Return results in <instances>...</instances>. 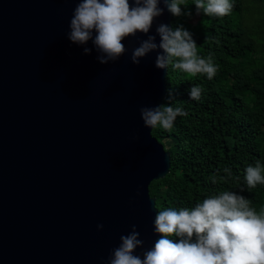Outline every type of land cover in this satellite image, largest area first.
<instances>
[{
  "label": "water",
  "instance_id": "95a60500",
  "mask_svg": "<svg viewBox=\"0 0 264 264\" xmlns=\"http://www.w3.org/2000/svg\"><path fill=\"white\" fill-rule=\"evenodd\" d=\"M78 2L0 0V264H101L132 225L137 254L159 238L148 186L170 155L139 108L163 100L166 70L155 52L133 65V39L116 62L84 54L66 35Z\"/></svg>",
  "mask_w": 264,
  "mask_h": 264
},
{
  "label": "clouds",
  "instance_id": "9594fccd",
  "mask_svg": "<svg viewBox=\"0 0 264 264\" xmlns=\"http://www.w3.org/2000/svg\"><path fill=\"white\" fill-rule=\"evenodd\" d=\"M186 7L185 0H79L66 35L78 46L91 41L100 64L118 61L129 51L124 41L133 39L137 41L131 49L133 65L155 52L156 68L167 70L171 66L193 77L204 74L211 80L218 66L211 55L205 58L198 54L192 33L182 24L174 29L158 22L165 10L173 17H190L192 13L185 11ZM233 7L231 0H195L198 15L202 11L205 16L224 17ZM154 25L155 34H150ZM139 35L146 38L139 39ZM91 51L83 47L84 54ZM201 94L202 88L193 86L189 97L198 101ZM173 99L174 93L166 90L167 104L140 107L143 126L171 130L177 117L187 115L182 107L172 106ZM223 171L231 177V169ZM244 178L249 189L264 185V166L259 160L255 166L246 167ZM102 228V224L97 225L98 230ZM153 228L159 238L151 248L137 254L144 241L132 225L101 264H264V207L257 211L250 199L236 191L209 196L191 209L156 211Z\"/></svg>",
  "mask_w": 264,
  "mask_h": 264
},
{
  "label": "trees",
  "instance_id": "16d2710c",
  "mask_svg": "<svg viewBox=\"0 0 264 264\" xmlns=\"http://www.w3.org/2000/svg\"><path fill=\"white\" fill-rule=\"evenodd\" d=\"M231 2L233 10L224 17L198 15L195 0H185L190 17L171 15L170 26L190 31L198 54L211 55L218 70L211 80L166 70L171 104L187 115L177 117L171 130L151 129L170 155L169 171L148 186L157 211L191 209L222 191L245 196L257 211L264 207V185L249 189L244 178L247 166L257 160L264 166V0ZM193 86L202 88L198 101L189 97ZM164 98L160 104L168 103Z\"/></svg>",
  "mask_w": 264,
  "mask_h": 264
}]
</instances>
